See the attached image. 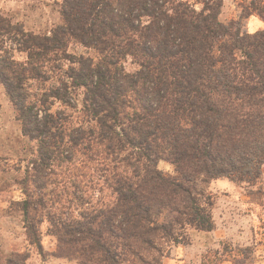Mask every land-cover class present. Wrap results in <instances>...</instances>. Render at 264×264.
<instances>
[{"label":"trees","instance_id":"obj_1","mask_svg":"<svg viewBox=\"0 0 264 264\" xmlns=\"http://www.w3.org/2000/svg\"><path fill=\"white\" fill-rule=\"evenodd\" d=\"M199 2L63 0V22L46 35L0 16V82L37 142L27 170L37 201L56 176L57 255L162 264L164 244L184 243L188 226L213 229L202 203L212 179L261 177L264 29L243 32L239 20H264V0H244L229 22L220 19L224 0ZM72 43L87 52L71 51ZM96 189L112 201L96 200ZM33 196L23 201L26 227L42 251ZM8 262L27 264L25 256Z\"/></svg>","mask_w":264,"mask_h":264},{"label":"rangeland","instance_id":"obj_2","mask_svg":"<svg viewBox=\"0 0 264 264\" xmlns=\"http://www.w3.org/2000/svg\"><path fill=\"white\" fill-rule=\"evenodd\" d=\"M63 0H0V16L13 24L23 26L26 31L46 35L63 22L61 3ZM198 9L200 0H187ZM244 0H224L220 19L229 22L239 20L241 3ZM243 32L253 33L264 29V20L251 15L239 20ZM70 50L78 54L87 50L72 43ZM94 54V51H88ZM15 57L24 60L25 53L15 52ZM129 70L135 69L130 61ZM60 107L56 103L54 110ZM37 157V142L23 131L16 106L0 82V264L15 262L22 256L27 264H78L77 259L57 255L58 239L51 231V219L55 212L52 198L58 193L56 176L45 179L44 202L37 201V189L33 176L27 170ZM159 168L167 174H176L174 165L167 160L159 161ZM202 203L209 209L213 229L186 228L184 243L164 244L162 264H264V167L259 180L254 184L237 182L229 177L212 179L205 188ZM34 195L31 216L42 220L39 223L43 250L30 243L23 201ZM110 203L112 197L106 190L95 191L94 198ZM29 198V197H28ZM36 200V201H35ZM162 219V217H161Z\"/></svg>","mask_w":264,"mask_h":264}]
</instances>
